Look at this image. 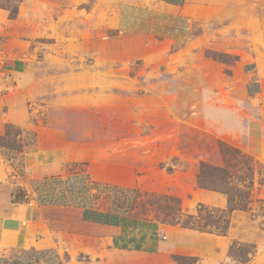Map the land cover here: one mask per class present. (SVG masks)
Here are the masks:
<instances>
[{"label":"rangeland","instance_id":"rangeland-1","mask_svg":"<svg viewBox=\"0 0 264 264\" xmlns=\"http://www.w3.org/2000/svg\"><path fill=\"white\" fill-rule=\"evenodd\" d=\"M120 2L0 0V63L31 52L37 65L20 86L31 96L29 120L73 158L56 182L41 180L37 196L54 206L49 215L60 230L76 214L79 230L103 236L76 208L102 209L215 235L235 264H264V157L253 154L264 124V0H185L202 14L189 43L120 34ZM15 83L0 75V91ZM23 134L5 123L1 135L19 168L22 138L33 144L37 132ZM25 192L17 189V199ZM203 192L215 197L205 202ZM61 245L64 264L70 251L85 260L81 251L108 247L81 237ZM175 255L197 261L181 253L170 261L180 263Z\"/></svg>","mask_w":264,"mask_h":264},{"label":"crops","instance_id":"crops-1","mask_svg":"<svg viewBox=\"0 0 264 264\" xmlns=\"http://www.w3.org/2000/svg\"><path fill=\"white\" fill-rule=\"evenodd\" d=\"M201 16L194 3L177 5L164 0H121L115 12L114 27L120 34L132 32L142 39L160 37L169 42L189 43L194 25L202 19ZM36 65L30 51L22 57L0 63L1 76L7 74L17 79L9 91H0V135L5 131V123L21 127L24 131L22 136H26V132H37L33 144L22 138L20 168L16 166L14 157H7L0 146V247L59 250L64 246H59L64 238L81 237L93 243L105 242L108 247L81 251L87 255L85 260H76L70 251L72 256L66 264H133L135 261L128 258L131 252L159 258L160 264H181L170 261L176 253L197 257L195 264H235L233 257L227 255L226 242L215 235L169 226L151 218L131 219L108 210L80 207L76 208L80 221L103 228V236L79 230L76 214L71 215L66 229L56 228L55 220L49 215V209L54 206L42 202V197H39L43 190L40 182L64 174L66 163L73 158L66 145L49 146L52 137L44 134L46 129L41 130L39 125L29 120L26 102L31 97L30 93L21 88L23 93L18 98L20 86L29 81L28 74H32ZM255 136L259 149L253 150V154L264 157V124ZM23 169L28 176L20 173ZM19 188L29 192H25L24 199L16 197ZM204 195L202 200L205 202H211L215 197L209 192ZM65 249L63 251L67 252ZM254 263L263 264V261L257 259ZM135 264L146 263L138 261Z\"/></svg>","mask_w":264,"mask_h":264},{"label":"trees","instance_id":"trees-1","mask_svg":"<svg viewBox=\"0 0 264 264\" xmlns=\"http://www.w3.org/2000/svg\"><path fill=\"white\" fill-rule=\"evenodd\" d=\"M165 1L171 2L174 4H183L185 0H165ZM10 12H11V17H14L15 15H17L18 10H17V8H12V9H10ZM7 131H9L8 128H7ZM7 133H9V132H7ZM4 138L5 137L0 135V146L1 147H4L5 145H3V144H6L5 141H3ZM53 179L56 182L60 178L52 177V178L46 179V180L51 183V182H53ZM59 182H60V180H59ZM24 197H25V195L22 194V195L18 196V199L19 198L24 199ZM41 200L44 203L48 202L47 200H44V199H41ZM200 206L204 207V204H200ZM183 226L189 227V228H194V227L189 226L188 224H185ZM222 232L224 233L225 231H222ZM5 251H8V249L5 247H0V254H4ZM20 253H21L20 255H15V256H11V255L10 256H0V264H64V261H65V259L63 257H61V255L58 254V252L55 249H42V250L37 249V250H35L34 248H32V249H27V250H21ZM230 253H234V245L233 244L230 248ZM174 257L180 263L190 264V262L187 261V257L178 256V255H175Z\"/></svg>","mask_w":264,"mask_h":264}]
</instances>
